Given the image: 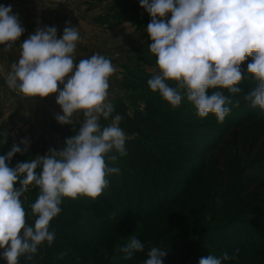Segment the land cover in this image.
Returning a JSON list of instances; mask_svg holds the SVG:
<instances>
[{"label":"clouds","instance_id":"1","mask_svg":"<svg viewBox=\"0 0 264 264\" xmlns=\"http://www.w3.org/2000/svg\"><path fill=\"white\" fill-rule=\"evenodd\" d=\"M140 6L151 16L146 32L159 69L147 81L152 92H158L172 108L179 107L186 95L199 117L211 113L222 123L230 112L229 105L239 107L240 101L234 102L221 91L209 94V89L240 93L237 85L245 78L241 64L251 57L247 74L258 84L243 99L264 112V0H140ZM169 13L171 18L166 21ZM24 31L11 6L0 5L3 50L9 51ZM80 39L78 28L67 23L59 39L56 27L37 28L19 44V59L11 64L5 78L7 86L24 97L57 94L56 103L63 114L56 120L62 125L73 124L74 114L82 112L84 117L78 133L66 140L61 151L50 149L44 156L17 163L15 168L6 161L22 151L18 145L0 155V258L6 264H19L25 256L31 260L45 241L51 246L55 231H50L49 225L61 212L62 199L83 195L95 200L101 196L109 183L106 177L120 173L119 167L109 163L127 155L126 133L119 126L121 115H115L107 126L100 123L114 111L107 97L109 78L116 69L100 54L76 62ZM21 143L26 150L27 141ZM17 183L18 188L14 187ZM30 185L40 192L31 206L36 217L33 226L27 224L21 202ZM121 251L127 260L143 252L144 244L133 236ZM166 255V250L153 246L144 264H163ZM236 255H209L199 264H224Z\"/></svg>","mask_w":264,"mask_h":264},{"label":"rangeland","instance_id":"2","mask_svg":"<svg viewBox=\"0 0 264 264\" xmlns=\"http://www.w3.org/2000/svg\"><path fill=\"white\" fill-rule=\"evenodd\" d=\"M41 2L51 11L46 10L56 15L59 38L66 23L78 28L81 39L75 52L76 62L93 54L111 60L116 71L109 78L107 102L119 100L132 114L134 107H141L144 101L160 97L147 84L148 79L159 73V69L157 57L149 50L151 40L146 32L151 16L140 6V0ZM21 6L29 10L27 15H37L30 10L34 4L30 7L28 3H21ZM170 18L169 13L164 19L167 21ZM42 23L47 27L52 25L47 21ZM250 62L252 58L248 57L241 64L245 78L237 85L241 88L240 93L233 95L226 89H209V94L221 91L232 96L234 102L240 101L239 107L229 105L231 111L234 109L238 114L232 126H228L230 121L221 123L216 117H199L195 106L182 93L180 107L184 114L192 115L189 122L197 125L210 123L212 127L225 131L222 134L218 132L220 140L213 147L200 144V140L176 143L179 151L167 158L186 171L179 170L173 178L162 179L166 188L160 190L157 197L151 194L153 188L147 190L143 197L134 195L133 210L139 208L138 218L121 219L111 229L106 228L104 233L96 229L88 233L96 238L87 252L49 246L45 241L38 246L31 260L26 256L20 257L19 264H144L147 252L153 246L167 251L163 264H199L201 258L209 255L220 258L225 253L237 255L235 260L224 264H264V220L260 211L264 207V112L258 107L252 108L243 99L258 84L247 74ZM8 72L0 71V155H6L14 144L18 145L22 151L6 161L9 167L15 168L17 163L37 155L44 156L50 149H65L69 128L56 120L57 115L63 114L56 103L57 94L45 98L24 97L7 86L5 78ZM168 83L175 86L173 81ZM58 88L62 89L63 85ZM112 118H102V127L109 125ZM71 119L73 124L69 127L79 131L84 120L82 112L74 114ZM6 137V143H2ZM21 141H27L26 150ZM14 187L18 188L19 183ZM35 193L34 185H30L29 191L21 197L29 226H33L36 219L30 202ZM153 198L160 203H165L166 199L168 203L160 211L144 218V212L155 208L149 203ZM248 211H252L253 216L247 215ZM99 219L107 217L96 216L97 229ZM66 220L70 218H63V222ZM239 221L247 226L249 224L248 227L258 235L240 238L234 228ZM55 222L56 219L52 220L50 226ZM95 223L92 222L93 225ZM133 236L144 244V251L136 252L126 260L121 248ZM0 264L6 262L0 258Z\"/></svg>","mask_w":264,"mask_h":264},{"label":"trees","instance_id":"3","mask_svg":"<svg viewBox=\"0 0 264 264\" xmlns=\"http://www.w3.org/2000/svg\"><path fill=\"white\" fill-rule=\"evenodd\" d=\"M111 104L114 107L111 117L117 114L121 115L122 120L119 126L127 137L125 142L127 155L118 156L115 164L109 163L110 167H119L120 173L106 177L109 182L108 186L95 200L83 195L75 199L68 197L62 199L61 212L52 219H56L55 224L52 227L49 225V230L55 231V239L52 243L54 247L70 248L72 251L74 250L73 252L77 251L78 253L87 252L96 238L92 233L89 235L90 232L96 229L100 233H104L106 228L111 229L112 225L121 219L138 218L139 208L133 210L134 195L143 197L147 190L153 188L154 191L151 194L157 197L159 191L166 188L162 179L173 178V174L186 171L178 163L167 158L169 154H177L179 151L176 143L200 140V144L213 147L220 140L218 132L222 134L225 131L212 127L210 123L197 125L189 122V117L192 115L184 114L183 108L180 106L172 108L161 95L157 99L144 101L141 107L133 106L132 114H129L128 107L119 100H115ZM232 111L230 109L224 119L231 122L228 123V126H232L233 120L238 117L235 110L232 109ZM208 116L216 117L211 113ZM66 125L69 128L67 129L68 138L78 133L69 127V124ZM34 187L36 193L30 199L31 204L36 202L40 194L39 188ZM165 196L163 197L165 198ZM164 202L160 203L154 198L151 199L149 203L150 206L155 205L154 210H150L148 213L144 212L142 216L148 218L160 211L168 203L166 199ZM263 208L260 211L264 220ZM248 212L247 215L253 216L252 211ZM96 216L107 217V219L97 221L98 229L95 223ZM67 217L70 220L63 222V218L67 219ZM92 222L95 224L93 225ZM248 226L240 221L238 225L234 226L240 238L258 235Z\"/></svg>","mask_w":264,"mask_h":264},{"label":"crops","instance_id":"4","mask_svg":"<svg viewBox=\"0 0 264 264\" xmlns=\"http://www.w3.org/2000/svg\"><path fill=\"white\" fill-rule=\"evenodd\" d=\"M21 3L24 5L28 3L30 7H32L34 4V8H30V10L33 12L35 11L37 15L35 17H33V15H27L29 10L26 8V6H21ZM0 5H10L12 8V13L18 15L19 21L22 27L25 29L19 41H17L9 51H4L3 45H0V71H11V64L17 62L19 59V44L27 39L31 34H33L37 28L47 27V25H43L42 21H47L49 25L52 24L48 27H53V25L56 27L57 38L59 39L60 34L58 32L59 29L57 27L58 21H56V15L48 11L50 8L46 6L43 7L41 0H0ZM53 15L55 17H53ZM70 20L67 21L69 22Z\"/></svg>","mask_w":264,"mask_h":264}]
</instances>
